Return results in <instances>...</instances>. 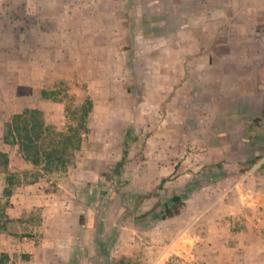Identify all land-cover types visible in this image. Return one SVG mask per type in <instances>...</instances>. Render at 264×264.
I'll list each match as a JSON object with an SVG mask.
<instances>
[{
	"label": "rangeland",
	"instance_id": "374dc122",
	"mask_svg": "<svg viewBox=\"0 0 264 264\" xmlns=\"http://www.w3.org/2000/svg\"><path fill=\"white\" fill-rule=\"evenodd\" d=\"M185 1L181 0L180 14L176 8L173 19L171 3L165 0L135 3L130 16L117 12V19L108 20L113 31L98 40L106 39L117 49L116 62L106 68L116 77L103 85L109 89L106 97L96 92L103 105L100 113L88 114V131L64 171L40 175L32 183L26 181L34 176H27L25 183L10 189L18 199L32 196V190L22 189L26 184L38 185L46 196L64 190L70 198L63 202L76 204L78 210L66 208L60 228L44 226L45 214L50 213L40 206L32 208L28 201L24 202L27 212L10 218L6 214L12 208L10 198L0 192V238L5 251L0 252V264H32V242L43 237L52 242L57 233L72 239L73 243L57 244L73 257L68 264H80V257L93 249L104 253L102 264H125L132 251L136 258L127 262L142 264L147 220L134 212L141 197L157 198L153 212L158 217L173 195L190 202L201 189L228 187L243 201V188L264 189V24L258 31H252L253 21H247L251 31H221L219 0L209 3L207 17H213L209 20L196 15L194 5L184 9ZM17 6L16 14L5 8L0 17L5 25L18 22L14 31H23L32 16L26 15L24 5ZM232 6L227 7L232 11ZM257 45L260 62L254 60ZM57 93L68 99L59 124L53 126L58 131L73 125L75 108L90 101L92 112L93 101L70 100L61 84ZM11 117L0 115V132ZM126 146L127 160L116 174ZM31 169L17 147L4 144L1 137L0 191L8 172ZM68 171L71 180H66ZM219 197L213 193L211 202ZM131 208L135 216H128Z\"/></svg>",
	"mask_w": 264,
	"mask_h": 264
},
{
	"label": "crops",
	"instance_id": "0c3cea01",
	"mask_svg": "<svg viewBox=\"0 0 264 264\" xmlns=\"http://www.w3.org/2000/svg\"><path fill=\"white\" fill-rule=\"evenodd\" d=\"M150 1L165 2L0 0V16L6 12L5 8L8 14H12V11L16 14L18 4L24 5L26 15L32 16V23L23 25V31H14L18 22L5 25L0 17V115L9 117L26 108H33L43 112L47 124L58 125L66 107L65 101L68 100L58 95L60 84L66 87V92L72 97L70 100L75 98L76 103L85 99L93 101L89 114L98 115L103 105L98 103L96 92L107 96L109 89L103 85L114 80L116 74H111L106 68L116 62L114 57L117 51L108 40L102 43L98 38L111 34L113 30L108 20L117 19V12L130 16L131 5ZM168 1L172 7L169 18L173 19L177 16L176 8L180 14L181 0ZM201 3L203 7L198 6ZM209 3L213 1L186 0L183 4L184 9L187 4L194 5V13L209 20L213 18L207 17ZM219 3L220 18L223 20L221 31H251V24L247 21H253L252 31H258L260 24H264V0H219ZM229 4L233 5L232 11L227 7ZM231 20L237 23L232 24ZM22 21L24 19H19V22ZM24 35L28 37L26 40L21 39ZM244 51L247 49L244 48ZM253 51L256 53L254 60L259 58L260 62L262 58L258 53L261 47L257 45ZM102 53L106 54L103 58ZM2 134L0 132V138ZM82 169L78 168L80 172ZM256 176L258 179L255 180H260V174ZM71 177L68 171L66 180H71ZM36 186H21L24 191L32 190L31 197L21 196L18 199L19 195L11 193L8 198L12 208L6 214H10V218H20L28 210L24 206V202L28 201L32 208L40 206L43 212L50 213V216L44 213V226L62 227L66 208L77 211L78 206L63 202V198L68 201L70 198L64 190H59L54 196H46ZM2 188L0 192L3 193L5 187ZM234 190L228 187L201 189L194 193L197 197L190 202L182 199L184 206L180 214L167 220L154 217L153 200H157L154 195L140 199L134 212L146 217L148 229L143 242L146 246L140 256L142 264H264V189L243 188V201L240 194L235 195ZM213 193L220 196L215 203L211 202ZM55 195L60 198L57 200ZM129 213L128 216H135L133 208ZM75 224L78 223L74 220ZM51 238L52 242L46 237L32 242V264H68L73 259L57 246L59 242L73 243L71 237L57 233ZM3 240L0 238L1 253L5 252L2 249ZM103 254L93 249L80 257V264H102ZM129 256L126 255L125 264H134V261L128 263L127 260L136 258V255L132 251ZM9 258L12 259L10 255Z\"/></svg>",
	"mask_w": 264,
	"mask_h": 264
},
{
	"label": "trees",
	"instance_id": "16d2710c",
	"mask_svg": "<svg viewBox=\"0 0 264 264\" xmlns=\"http://www.w3.org/2000/svg\"><path fill=\"white\" fill-rule=\"evenodd\" d=\"M91 103L81 105L74 109L73 125L64 131H58L45 122L44 114L38 109L26 108L13 115L4 123L2 141L4 144L16 146L22 160L30 165L33 170L24 172H8L6 175L4 196H9L14 186H19L27 176L37 181L40 175L59 173L66 169L79 149L83 134L87 133L86 119L90 113ZM128 156V146L125 147L120 161L117 163L115 173L125 164ZM253 164L255 161L252 162ZM141 197V199L145 198ZM141 201V200H140ZM140 204V202L138 203ZM184 206L182 198L173 195L163 206L160 219L167 220L178 216Z\"/></svg>",
	"mask_w": 264,
	"mask_h": 264
}]
</instances>
